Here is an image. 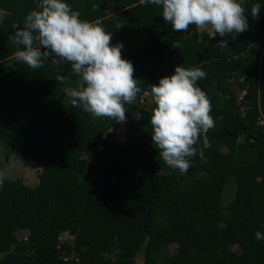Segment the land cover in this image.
Wrapping results in <instances>:
<instances>
[{"label":"trees","instance_id":"1","mask_svg":"<svg viewBox=\"0 0 264 264\" xmlns=\"http://www.w3.org/2000/svg\"><path fill=\"white\" fill-rule=\"evenodd\" d=\"M36 2L0 0V141L42 168L34 187L0 176V264H134L141 251L142 264H264V240L254 236L264 233V127L257 124L264 116V0H237L249 28L223 38L194 27L176 32L160 6L140 0H63L81 20L112 33L111 46L123 44L121 57L134 67L141 92L121 123L62 98L79 79L70 63L32 69L15 59L22 46L9 36ZM254 3L262 6L258 18ZM222 40L228 48L217 46ZM177 66L207 73L197 86L215 123L206 134L210 146L195 145L185 174L154 147L155 104L141 109L147 89ZM121 124L119 145L111 131ZM229 185L234 193L224 205ZM186 238L201 244L165 252ZM236 241L246 246L241 253L232 249Z\"/></svg>","mask_w":264,"mask_h":264},{"label":"clouds","instance_id":"2","mask_svg":"<svg viewBox=\"0 0 264 264\" xmlns=\"http://www.w3.org/2000/svg\"><path fill=\"white\" fill-rule=\"evenodd\" d=\"M147 6L162 8V18L176 32H187L189 25L204 28L210 25L220 37L244 33L248 30L245 9L237 0H140ZM261 4L251 8L253 18H258ZM63 0H37L23 27L15 26L9 36L12 44L22 46L14 55L32 69L44 67L46 62L59 65L70 63L79 78L77 87H66L63 92L71 97L73 107H81L94 118L107 117L121 123L126 121L125 105L134 104L141 88L133 78L134 67L121 57L123 44L111 46L112 33L97 24L81 20ZM235 39V36L233 37ZM221 49L229 46L227 40L217 44ZM171 47L178 49L179 42ZM175 74L165 76L158 85L151 86L155 104L150 123L151 139L159 156L172 169L187 173L191 159L197 155V145L215 127L210 115L212 110L206 93L197 86L207 73L198 67L175 68ZM56 80L65 82L57 75ZM203 158V151L199 153ZM3 181L0 180V187ZM255 239L264 240V233L257 231Z\"/></svg>","mask_w":264,"mask_h":264},{"label":"rangeland","instance_id":"3","mask_svg":"<svg viewBox=\"0 0 264 264\" xmlns=\"http://www.w3.org/2000/svg\"><path fill=\"white\" fill-rule=\"evenodd\" d=\"M3 17V12L0 10V22ZM189 27H194L197 32L200 33H208L209 35H213L215 32L212 30L210 25L205 26L204 28H197L195 25H189ZM18 59V58H15ZM11 61H9V64ZM239 100L242 98L243 93L238 92L237 93ZM62 98L68 97L66 94L61 95ZM141 109L148 110L152 105H154V101L151 94V87L147 89L145 94L142 96L141 100ZM112 138L119 144H123L124 137H125V128L124 124L119 125L115 129L111 131ZM239 141H242V137L239 139ZM135 156L136 158H141L142 154L138 149H135ZM41 166L36 163L33 160H30L26 157H24L22 154L15 150H11L8 148L7 145H5L3 142L0 141V176L7 178L9 180H21L24 184L34 187L37 185L38 182V175L41 172ZM107 184L104 183V187H106ZM234 193V185H229L225 188L224 194H223V204L227 205L231 202L232 196ZM264 210V205H263ZM23 232L16 233L17 238L23 237ZM62 241L72 242V237L68 234H64L61 236ZM200 242L198 240L192 239V238H186L182 241H180L178 244L170 245L165 249V252L168 255H172L179 251L180 249L184 248H196L200 246ZM246 246L243 244L242 241H236L234 245L232 246V249L235 253H241L243 250H245ZM142 251L138 255V258L136 259L134 264H142ZM0 255V259H1ZM117 264H122L121 262H117Z\"/></svg>","mask_w":264,"mask_h":264},{"label":"built area","instance_id":"4","mask_svg":"<svg viewBox=\"0 0 264 264\" xmlns=\"http://www.w3.org/2000/svg\"><path fill=\"white\" fill-rule=\"evenodd\" d=\"M257 124L261 127H264V116L260 117L257 121ZM24 233V232H23ZM19 239H23L24 241L27 240V237H26V234L24 233L23 234V237L22 238H19Z\"/></svg>","mask_w":264,"mask_h":264},{"label":"crops","instance_id":"5","mask_svg":"<svg viewBox=\"0 0 264 264\" xmlns=\"http://www.w3.org/2000/svg\"><path fill=\"white\" fill-rule=\"evenodd\" d=\"M41 169H42V168H41ZM41 169H40V170H41ZM35 186H36V185H35Z\"/></svg>","mask_w":264,"mask_h":264}]
</instances>
